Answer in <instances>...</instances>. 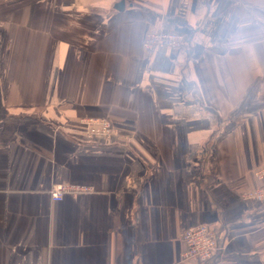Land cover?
<instances>
[{
	"label": "crops",
	"instance_id": "crops-1",
	"mask_svg": "<svg viewBox=\"0 0 264 264\" xmlns=\"http://www.w3.org/2000/svg\"><path fill=\"white\" fill-rule=\"evenodd\" d=\"M119 1L0 0V264H264V0Z\"/></svg>",
	"mask_w": 264,
	"mask_h": 264
},
{
	"label": "built area",
	"instance_id": "built-area-1",
	"mask_svg": "<svg viewBox=\"0 0 264 264\" xmlns=\"http://www.w3.org/2000/svg\"><path fill=\"white\" fill-rule=\"evenodd\" d=\"M146 34L143 44L148 50L153 49L156 45L177 49L185 42L184 34L176 30L160 28ZM85 122L84 124L87 127L85 132L88 135H93L94 133H97L100 137L112 135L113 127L109 117H89L86 118ZM256 176L259 178L260 184L253 189L244 191L242 197L245 200L264 202V165L256 170ZM66 188L67 185H57L52 190V197L57 200L61 199ZM181 238L185 244V249L182 253L183 260H209L219 248L216 231L206 223L194 224L186 228L182 231Z\"/></svg>",
	"mask_w": 264,
	"mask_h": 264
},
{
	"label": "rangeland",
	"instance_id": "rangeland-1",
	"mask_svg": "<svg viewBox=\"0 0 264 264\" xmlns=\"http://www.w3.org/2000/svg\"><path fill=\"white\" fill-rule=\"evenodd\" d=\"M164 28V27H163ZM160 29V28H159ZM156 47H160L159 45H156V46H154L153 47V49L154 48H156ZM173 49V48H172ZM1 114V113H0ZM2 117V114H1V116H0V118ZM89 117H94V116H84V117H81V119H80V123H81V125L84 127L83 128V131L85 132V129L87 128L86 127V125L84 124V123H86L85 122V120H86V118H89ZM97 116H95L94 118H96ZM104 118H107V117H104ZM85 119V120H84ZM110 119V118H109ZM111 123H112V121H111ZM112 127H113V123H112ZM113 130H114V127L112 128ZM112 134H113V132H112ZM85 136L86 137H88V138H93V137H100V135H97V133H94L93 135H88L86 132H85ZM90 136H93V137H90Z\"/></svg>",
	"mask_w": 264,
	"mask_h": 264
},
{
	"label": "water",
	"instance_id": "water-1",
	"mask_svg": "<svg viewBox=\"0 0 264 264\" xmlns=\"http://www.w3.org/2000/svg\"><path fill=\"white\" fill-rule=\"evenodd\" d=\"M116 7H117L118 9H123V8H124V1H123V0L119 1V2L117 3Z\"/></svg>",
	"mask_w": 264,
	"mask_h": 264
},
{
	"label": "trees",
	"instance_id": "trees-1",
	"mask_svg": "<svg viewBox=\"0 0 264 264\" xmlns=\"http://www.w3.org/2000/svg\"><path fill=\"white\" fill-rule=\"evenodd\" d=\"M166 29H168V28H166ZM168 30H172V29H168ZM176 31H178V30H176ZM178 32H181V33L184 34V36H186V32H184V31H178ZM185 38H186V37H185Z\"/></svg>",
	"mask_w": 264,
	"mask_h": 264
}]
</instances>
